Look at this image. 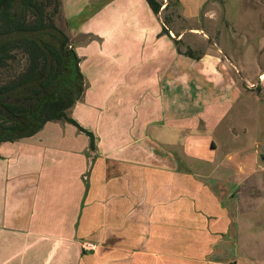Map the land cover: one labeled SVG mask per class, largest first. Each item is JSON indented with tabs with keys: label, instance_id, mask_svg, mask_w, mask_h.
Returning <instances> with one entry per match:
<instances>
[{
	"label": "crops",
	"instance_id": "1",
	"mask_svg": "<svg viewBox=\"0 0 264 264\" xmlns=\"http://www.w3.org/2000/svg\"><path fill=\"white\" fill-rule=\"evenodd\" d=\"M157 2L158 13L146 0H61L84 76L69 111L80 128L52 121L0 144V264H225L217 247L241 209L212 180L233 166L263 186L260 153L239 158V128L225 123L261 101L258 83L231 40L192 25L213 20L217 0ZM256 197L247 211L264 245Z\"/></svg>",
	"mask_w": 264,
	"mask_h": 264
},
{
	"label": "trees",
	"instance_id": "2",
	"mask_svg": "<svg viewBox=\"0 0 264 264\" xmlns=\"http://www.w3.org/2000/svg\"><path fill=\"white\" fill-rule=\"evenodd\" d=\"M146 1L160 11L157 0ZM60 8V0H0V77L20 54L26 61L0 82V144L30 138L52 121L80 128L69 111L84 92V76L69 36L55 23Z\"/></svg>",
	"mask_w": 264,
	"mask_h": 264
},
{
	"label": "rangeland",
	"instance_id": "3",
	"mask_svg": "<svg viewBox=\"0 0 264 264\" xmlns=\"http://www.w3.org/2000/svg\"><path fill=\"white\" fill-rule=\"evenodd\" d=\"M211 15L213 20L210 22H206L203 18L201 22L192 25L201 27L204 31L217 33L218 39L223 37L224 40L225 38L231 40L233 44L227 43L229 45H226L227 52L229 49L233 51L236 49L237 53H241L240 55L245 54L248 77L258 83L254 92L261 97V101L255 100L246 105L240 114L235 110L226 117L225 123H232L239 128L237 145L230 146L237 147L235 152L242 150L239 158L260 153L259 165L262 167L264 166V88L262 89L261 84L264 85V81L259 84V75L264 74V0H217L215 11ZM55 23L62 30L65 28L60 13L56 16ZM189 24L191 23H180L182 28L189 27ZM25 62L23 54H20L17 62L1 71L0 82H3L12 71H21ZM220 128L224 130L225 127L220 126ZM229 134L232 135L231 132ZM222 151L228 150L221 149L220 154L223 153ZM222 157L220 155L219 158ZM197 165L193 164V170H197ZM250 167L247 166V169L250 170ZM234 168L231 166L227 171H219L212 180L213 189L217 194L223 196L230 193L229 199L225 200L226 206L232 210L241 209V213L236 218L238 224L232 227L231 240L217 247L219 251L216 259L225 264H264V245L256 244V239L263 237L260 236L263 230H258L261 224L254 220L258 215H249L247 211L248 208L259 206L256 196H264V178L258 183V186L262 184L263 186L257 188L253 183L255 179L240 182ZM262 174L264 176V172ZM258 175L261 174H257L255 178ZM251 191H253L252 199L249 194Z\"/></svg>",
	"mask_w": 264,
	"mask_h": 264
},
{
	"label": "built area",
	"instance_id": "4",
	"mask_svg": "<svg viewBox=\"0 0 264 264\" xmlns=\"http://www.w3.org/2000/svg\"><path fill=\"white\" fill-rule=\"evenodd\" d=\"M96 244L91 243V242H84L82 243V249L85 252H90V251H94L96 249Z\"/></svg>",
	"mask_w": 264,
	"mask_h": 264
}]
</instances>
